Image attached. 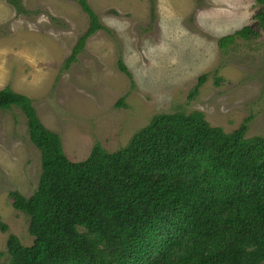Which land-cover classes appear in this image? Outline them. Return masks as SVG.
Listing matches in <instances>:
<instances>
[{"label":"rangeland","instance_id":"obj_1","mask_svg":"<svg viewBox=\"0 0 264 264\" xmlns=\"http://www.w3.org/2000/svg\"><path fill=\"white\" fill-rule=\"evenodd\" d=\"M86 1L102 27L92 29L78 0H0V90L10 85L31 98L67 158L84 160L96 142L109 151L126 146L164 113L200 111L224 133L250 118L246 137L264 135V30L254 17L264 2ZM246 25L259 36L222 50L219 39ZM27 121L16 106L0 109L1 264L10 235L34 240L10 195L30 196L40 180L41 152Z\"/></svg>","mask_w":264,"mask_h":264},{"label":"trees","instance_id":"obj_2","mask_svg":"<svg viewBox=\"0 0 264 264\" xmlns=\"http://www.w3.org/2000/svg\"><path fill=\"white\" fill-rule=\"evenodd\" d=\"M78 1L92 29L102 27L87 1ZM254 17L264 30V12ZM258 36L246 25L219 46L227 51L238 38ZM14 106L27 116L42 171L32 195L10 192L34 240L24 245L10 235L7 264L264 263V135L246 137L250 118L224 133L200 111L164 113L126 146L109 151L96 142L87 158L71 161L31 98L7 85L0 109Z\"/></svg>","mask_w":264,"mask_h":264},{"label":"clouds","instance_id":"obj_3","mask_svg":"<svg viewBox=\"0 0 264 264\" xmlns=\"http://www.w3.org/2000/svg\"><path fill=\"white\" fill-rule=\"evenodd\" d=\"M263 264V263H262Z\"/></svg>","mask_w":264,"mask_h":264}]
</instances>
